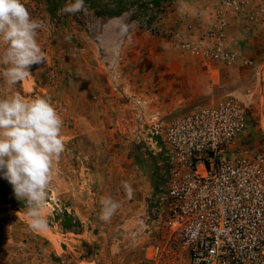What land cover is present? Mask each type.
Instances as JSON below:
<instances>
[{
    "label": "rangeland",
    "instance_id": "374dc122",
    "mask_svg": "<svg viewBox=\"0 0 264 264\" xmlns=\"http://www.w3.org/2000/svg\"><path fill=\"white\" fill-rule=\"evenodd\" d=\"M65 1L57 6V0H22L32 18L45 24L37 35L43 53L48 47L54 53L49 63L45 59L42 67L32 68L39 75L34 90L28 80L12 86L0 80V98L17 92L29 101L49 98L63 121L64 143L59 158H53L41 209L46 230L29 228L24 202L17 199L18 206H12L0 200V264H186L183 250L166 231L143 230L155 198L158 159L137 115L142 110L148 121L156 116L165 124L216 99L234 97L246 107L242 146L264 153V0H238L240 11L229 8L228 0H169L165 9L160 1L141 21L138 39L126 36L131 31L123 27L100 34L97 22L107 24L110 18H96L93 10L92 18L85 12L63 13ZM196 2L197 14L203 12L200 31L189 33ZM48 8L54 9L51 14ZM137 9L129 18L141 14ZM69 28L83 33V39L65 33ZM101 40L95 80L78 79V51ZM216 47L234 57L214 58ZM89 83L92 96L85 102ZM146 165L152 172L149 189L133 186L148 176ZM1 182L13 190L2 176ZM105 197L120 205L106 222L99 219ZM65 214L72 224L67 230L58 225Z\"/></svg>",
    "mask_w": 264,
    "mask_h": 264
},
{
    "label": "built area",
    "instance_id": "2783aa9c",
    "mask_svg": "<svg viewBox=\"0 0 264 264\" xmlns=\"http://www.w3.org/2000/svg\"><path fill=\"white\" fill-rule=\"evenodd\" d=\"M226 4L240 11L238 0ZM213 56L234 57L220 47ZM137 119L158 159L144 232L166 231L186 264H264V153L242 146L245 105L227 96L165 124L142 110Z\"/></svg>",
    "mask_w": 264,
    "mask_h": 264
},
{
    "label": "clouds",
    "instance_id": "9594fccd",
    "mask_svg": "<svg viewBox=\"0 0 264 264\" xmlns=\"http://www.w3.org/2000/svg\"><path fill=\"white\" fill-rule=\"evenodd\" d=\"M75 15L87 11L85 0H69L60 10ZM43 21L32 18L22 0H0V80L12 86L31 75L46 57L37 40ZM126 30V29H125ZM63 121L49 98L27 100L18 92L0 98V176L26 205L29 228L44 231L41 215L51 179L53 158L64 150ZM130 195L131 186L123 184ZM99 219L108 221L119 208L111 197L102 198Z\"/></svg>",
    "mask_w": 264,
    "mask_h": 264
},
{
    "label": "crops",
    "instance_id": "0c3cea01",
    "mask_svg": "<svg viewBox=\"0 0 264 264\" xmlns=\"http://www.w3.org/2000/svg\"><path fill=\"white\" fill-rule=\"evenodd\" d=\"M130 1L132 3L130 2L127 5V10H128L129 13H126V12L124 13L123 12L118 17H111L110 19H108L107 24H103L102 25L101 22H97L99 24V26H100V28H98L100 34L106 32V31H121V27H123L124 29L131 31L130 34L126 35V36L138 39V36H139L138 32L142 31V29H140L142 27L141 21H144V18H146L149 15L148 11L152 7V1H154V0H130ZM160 1H162V9H165L164 6H165V4H168L169 0H160ZM65 2L68 3L69 0H66ZM198 4H199V2H196L194 5L191 6L192 10L190 12V16L191 17H190L189 21L190 20L193 21L195 19V24H193L191 29L188 31L189 33H192L193 31H195L193 33H197V31H200V28L198 27V25L202 21L201 14L203 12L202 11L199 12L200 16L197 14L198 9H196L195 6H197ZM134 7L135 8L138 7V9L141 10V14H137L135 18L134 17L133 18H129V16L132 15V13H133L132 11H133ZM193 7H194V9H193ZM84 12H85L84 15H86L87 18L88 17L92 18V13H90V11L87 10V11H84ZM177 19H179V18H177ZM203 19H204V17H203ZM121 24H123V25H121ZM204 25H205V23H204ZM65 33H67L69 35H72L74 33L75 37L77 39H80V40L83 39V35H82L83 33L79 32L77 30L75 31L73 29H70L68 32L66 31ZM195 35H197V34H195ZM126 46L127 45L125 44V47ZM102 48H103V41H102V43L100 42L99 46H92L91 47L90 45H86L84 48H82V49H80L78 51V56L75 58V62H77V61H79L81 59L80 61L82 63L81 64L82 67H81L80 77L78 79L87 80L88 82H91V81L95 80V78L92 76L93 75L92 72L95 73L97 71V68H98V65H99V60L97 58V52L102 51ZM54 49L55 48L48 47L46 49V51L44 52L45 57H46V63H49V58H51V54L54 53ZM111 49L112 50H109V52H112L114 50L116 51L115 48H111ZM70 51L71 50H68L67 53H70ZM103 51H106V50H103ZM120 51L124 52V46L120 49ZM90 65H92V66L90 67ZM40 67H42V65H39V68ZM91 69H92V71H90ZM25 80H28V82H30V84L28 85V88L34 90V86H35L34 80H39V75L35 72V69H33L32 72H31V75L29 77H27ZM21 82L24 84V80L21 81ZM91 84L92 83H89V85H88V88L86 90L87 94L86 93L84 94V101L85 102H89V99L92 96L91 94H88V92H92L93 91V88L90 87ZM94 128H96V126H94ZM148 163L153 165V160H149ZM145 171L147 172L148 176L145 175V174L142 175L141 176V180L137 181L136 183L134 182L133 186L134 185L135 186H140V184H143L144 187L146 186V189H149V187H150L149 179H151L149 177H151V173L152 172L149 170L147 165H146ZM157 171H158V169H157ZM157 176H158V173H157ZM156 185H157V183L155 184V186ZM64 220H66V218ZM63 221H61V222H63ZM60 223H58V225L61 227Z\"/></svg>",
    "mask_w": 264,
    "mask_h": 264
},
{
    "label": "trees",
    "instance_id": "16d2710c",
    "mask_svg": "<svg viewBox=\"0 0 264 264\" xmlns=\"http://www.w3.org/2000/svg\"><path fill=\"white\" fill-rule=\"evenodd\" d=\"M63 0H57V6ZM127 1L130 0H85V4L88 11L94 12L96 17H118L123 12L127 10ZM132 3V2H131ZM160 0L152 1V7L157 8L159 6ZM54 9L48 8L47 12L51 14ZM0 200L7 205L18 206V200L13 196V190L8 187L6 183H0ZM66 215V220L60 223L61 227L64 229H70L71 219L68 214Z\"/></svg>",
    "mask_w": 264,
    "mask_h": 264
}]
</instances>
